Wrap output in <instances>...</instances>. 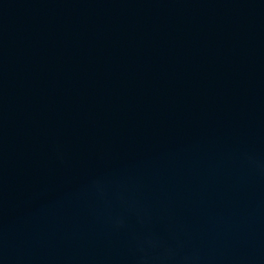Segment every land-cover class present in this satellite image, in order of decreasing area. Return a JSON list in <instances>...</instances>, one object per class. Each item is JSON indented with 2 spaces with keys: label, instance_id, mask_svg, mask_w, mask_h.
<instances>
[{
  "label": "water",
  "instance_id": "obj_1",
  "mask_svg": "<svg viewBox=\"0 0 264 264\" xmlns=\"http://www.w3.org/2000/svg\"><path fill=\"white\" fill-rule=\"evenodd\" d=\"M160 264H264V126L210 190Z\"/></svg>",
  "mask_w": 264,
  "mask_h": 264
}]
</instances>
